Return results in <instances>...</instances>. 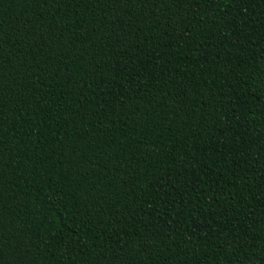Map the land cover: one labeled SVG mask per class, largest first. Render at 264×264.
<instances>
[{"label":"trees","instance_id":"trees-1","mask_svg":"<svg viewBox=\"0 0 264 264\" xmlns=\"http://www.w3.org/2000/svg\"><path fill=\"white\" fill-rule=\"evenodd\" d=\"M0 264H264V0H0Z\"/></svg>","mask_w":264,"mask_h":264}]
</instances>
